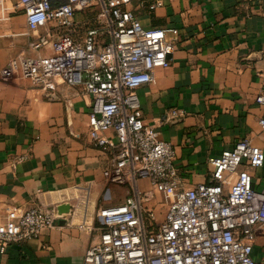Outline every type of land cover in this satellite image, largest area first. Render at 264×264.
I'll list each match as a JSON object with an SVG mask.
<instances>
[{"label": "crops", "instance_id": "0c3cea01", "mask_svg": "<svg viewBox=\"0 0 264 264\" xmlns=\"http://www.w3.org/2000/svg\"><path fill=\"white\" fill-rule=\"evenodd\" d=\"M17 1L5 0L7 10L0 11V71L19 55L53 53L29 49L37 36L24 12L14 10ZM129 8L146 29L179 32L170 65L157 69L156 82L137 94L145 121L174 147L184 187L211 183V160L241 140L264 150V107L256 103L264 83V0H134ZM90 15L78 13L77 21ZM52 95L29 80L0 77V224L10 206L34 208L57 190L90 183L87 213L82 194L39 239L0 254V264H82L101 233L98 212L131 194L104 179L112 156L89 136L91 98L63 82ZM249 171L262 189L264 166ZM160 201L157 196L152 206L161 218ZM253 255L264 259V226L256 231Z\"/></svg>", "mask_w": 264, "mask_h": 264}, {"label": "built area", "instance_id": "2783aa9c", "mask_svg": "<svg viewBox=\"0 0 264 264\" xmlns=\"http://www.w3.org/2000/svg\"><path fill=\"white\" fill-rule=\"evenodd\" d=\"M133 1L18 0L14 10L24 12L37 36L29 49L53 53L19 55L0 71L2 80H29L49 96L60 82L89 96V136L112 156L104 179L131 189L124 204L98 212L101 233L82 264H264L253 255L256 231L264 226V187L253 186L249 171L264 166V150L241 140L211 160V183L184 187L174 147L145 121L137 94L156 82L157 69L170 65L179 32L146 29L129 8ZM6 10L0 0V11ZM78 13L92 15L79 22ZM256 103L264 107V83ZM259 124L264 133V116ZM91 189L90 183L75 185L34 208L8 207L0 224V254L39 239L63 216L59 207L72 209L82 194L87 213ZM157 196L161 218L152 206Z\"/></svg>", "mask_w": 264, "mask_h": 264}, {"label": "water", "instance_id": "95a60500", "mask_svg": "<svg viewBox=\"0 0 264 264\" xmlns=\"http://www.w3.org/2000/svg\"><path fill=\"white\" fill-rule=\"evenodd\" d=\"M71 207L69 205H62L59 207L60 214L70 212Z\"/></svg>", "mask_w": 264, "mask_h": 264}, {"label": "rangeland", "instance_id": "374dc122", "mask_svg": "<svg viewBox=\"0 0 264 264\" xmlns=\"http://www.w3.org/2000/svg\"><path fill=\"white\" fill-rule=\"evenodd\" d=\"M142 188H145V187L142 186ZM158 199H161V198H158ZM97 220H99V219H97ZM98 224H99V221H98Z\"/></svg>", "mask_w": 264, "mask_h": 264}]
</instances>
